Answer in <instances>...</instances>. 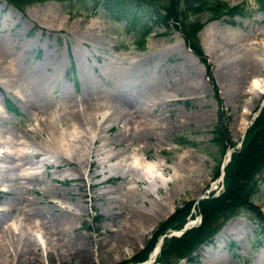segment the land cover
I'll use <instances>...</instances> for the list:
<instances>
[{
    "label": "rangeland",
    "instance_id": "374dc122",
    "mask_svg": "<svg viewBox=\"0 0 264 264\" xmlns=\"http://www.w3.org/2000/svg\"><path fill=\"white\" fill-rule=\"evenodd\" d=\"M224 1L242 3L247 12L197 14L201 60L173 20L155 26L137 50L120 21L102 9L88 13L89 4L67 12L58 1L44 0L18 10L0 0V259L6 264H135L129 259L174 206L189 200L182 226L200 222L198 201L223 190L225 152L226 163L243 146L245 130L264 113V89L257 94L247 86L251 71H264V7L256 0ZM229 34L248 43L229 44ZM44 58L55 72L43 96L45 112L27 101L24 73ZM7 64L15 76L3 70ZM131 67L134 78L128 76ZM68 110L81 114V131ZM47 115L57 122L52 130H59L62 143L67 140L63 150L41 128ZM241 117L247 118L242 130ZM221 125L228 138L218 156L211 138ZM19 140L27 150L15 160L11 150ZM133 153L154 160L149 177L142 176ZM215 156L220 162L213 174ZM26 159L38 167L15 176L13 165ZM155 167L166 179L155 175ZM256 178L252 203L264 214V168ZM49 216L63 222L54 227ZM178 229L166 227L154 244ZM51 243L59 246L56 254L44 248ZM151 260L147 253L137 263ZM178 264H264V230L255 236L244 213L232 215L193 249L192 259L180 258Z\"/></svg>",
    "mask_w": 264,
    "mask_h": 264
},
{
    "label": "trees",
    "instance_id": "16d2710c",
    "mask_svg": "<svg viewBox=\"0 0 264 264\" xmlns=\"http://www.w3.org/2000/svg\"><path fill=\"white\" fill-rule=\"evenodd\" d=\"M20 10L24 5L44 0H5ZM70 12L73 7H84L89 4L88 13L102 9L107 17L120 21L122 31L130 36V43L136 49H142L146 35L155 26L167 27V20H173L179 29L183 42L197 57L203 56L197 44L196 32L201 23L197 14L206 11L211 18L217 14L228 16L242 15L247 12L242 3L228 5L224 0H56ZM259 7H264V0H256ZM75 9V8H74ZM264 106V105H263ZM264 109V107H263ZM262 109V110H263ZM261 110V112H262ZM214 129V128H213ZM211 138L212 144L218 148V156L223 150V141L227 139L224 126L218 127ZM243 146L230 154L223 166V190L213 197L198 201L200 222L183 230L178 235L164 236L151 264H178L180 258L190 260L191 252L198 244L207 241L220 225L232 215L244 213L254 223V235L259 237L264 230V214L252 203L254 192L258 190L256 178L264 168V113L245 130ZM229 141V140H228ZM230 141L229 144H231ZM212 156V155H210ZM215 156L213 174L219 166V158ZM189 200L174 206L172 212L159 221L150 238L141 249L129 259L131 262L143 260L153 247L156 237L166 227L180 228L188 209ZM122 260L112 264H124Z\"/></svg>",
    "mask_w": 264,
    "mask_h": 264
},
{
    "label": "bare ground",
    "instance_id": "6f19581e",
    "mask_svg": "<svg viewBox=\"0 0 264 264\" xmlns=\"http://www.w3.org/2000/svg\"><path fill=\"white\" fill-rule=\"evenodd\" d=\"M232 34H229V36H227L226 40H228L229 44L232 43L233 45L234 44H237V45H246L248 43L247 39H245L244 37H240L239 41L241 42H238V36L236 37L235 36H230ZM234 35V34H233ZM238 35V34H237ZM240 36V35H239ZM249 37V36H248ZM244 38V39H243ZM225 42V41H224ZM227 42V41H226ZM225 42V43H226ZM227 42V43H228ZM182 43V42H181ZM252 43V42H251ZM183 46V45H182ZM232 47V46H231ZM183 50L185 52H187V54L189 55V51H187V49H185V47L183 46ZM225 50V49H224ZM227 50V49H226ZM225 52V51H224ZM223 52V53H224ZM229 52V51H228ZM227 54V53H226ZM191 55V54H190ZM229 55V54H227ZM192 56V55H191ZM222 56V55H221ZM224 56V55H223ZM226 56V55H225ZM48 58H44V60L42 62H40L39 65L37 66H34L33 69H31L30 67H27V70L24 71V73L26 74V76L29 78L28 82L26 83V90L27 92L29 93L28 96H29V103L31 106H39L40 109L45 112V105L42 104V100H43V96L44 94L46 93V90L48 87L51 86V84L53 83L54 81V78L52 77L53 74L55 73L53 70H50V69H47L46 67V63H49V61L47 60ZM51 61V60H50ZM233 61V60H231ZM230 62V61H229ZM52 63V62H51ZM262 67H264V61L262 60ZM42 64V65H41ZM227 65V64H226ZM235 66V65H234ZM8 67V64L6 65V67H4L3 70H6V73L10 76H15L14 73H10L9 71V67ZM42 67V68H41ZM135 67H131L130 69H128V76H131L132 78H134L136 75L134 74L135 73ZM233 69V68H232ZM255 71H251L250 72V75H248V78H247V86L249 89H252L254 90V92H256L257 94L259 92H261L263 89H264V71L261 72V70L259 71V68H255L254 69ZM231 71V68L229 67V71ZM227 72V71H225ZM224 72V73H225ZM243 72V71H242ZM246 72V71H245ZM52 73V74H51ZM227 74V73H225ZM229 74V73H228ZM224 76V75H223ZM247 76V75H246ZM8 77V76H7ZM22 78V76H19V78ZM51 77L53 79H51ZM56 77V76H55ZM245 77V76H244ZM24 78V77H23ZM6 83V82H5ZM4 83V84H5ZM3 84V83H2ZM3 84V85H4ZM6 85V84H5ZM192 86V85H191ZM9 88V87H8ZM7 88V89H8ZM11 90V88H10ZM250 91V90H249ZM248 91V92H249ZM36 92L38 94H40L41 96L38 97L36 95ZM252 92V91H251ZM252 92V93H254ZM117 94L115 95V99L117 97ZM26 96V95H25ZM41 100V103H39V101ZM118 100V99H117ZM123 100V99H122ZM68 110L66 113L70 114L67 115L70 117V119L73 121V122H76L78 124V126L80 127V124L82 123L83 119H82V116L81 114H79L78 112L76 113L75 111L76 110ZM49 115H47V117H43L42 121H40V125H41V128H45L49 131V134H50V138L54 139L55 141V144L58 145L57 147H59V149L62 148L63 150V146L65 145V143L67 142V140L65 142L62 143L61 141V133L59 132V130H52V128L56 127L54 125V123H57L55 122V119L54 118H50L48 117ZM50 122H53V123H50ZM69 119V118H68ZM247 118H240L239 120V123H240V126L239 128L242 130L243 127H245L246 123H247ZM54 126V127H53ZM239 130V129H238ZM240 130V131H241ZM81 131V127L80 129L77 131L79 132ZM56 135V136H54ZM239 135H240V132L238 131L236 133V135H233L234 138H239ZM54 136V137H53ZM68 139V138H67ZM22 143H26L24 141H22L20 143V140L15 144L14 147H12L13 150L12 153H14L15 155V160H20L22 159V154L27 150V146L22 144ZM48 146H54L53 144L51 143H48ZM34 152V151H32ZM10 153V152H9ZM133 158L135 159H138V162L140 163V167H141V173H142V176H144L145 178L146 177H149V174L148 172H150L152 170V168L155 166V162L154 160H147L145 158H143L140 154H135L133 153ZM228 155V150L225 152L224 154V157L226 158ZM11 156H13L11 154ZM75 159V157H73ZM159 162L161 161V159L159 158L158 159ZM16 164H14L13 168L17 170V172L15 171L16 175L15 176H26L28 173L34 171V168L38 167L37 165H34L32 164V161L31 160H28L26 159L25 161H21V162H15ZM2 168V167H1ZM5 168V167H4ZM12 168V169H13ZM13 169V170H14ZM155 170V175L159 178V179H166V177H164L159 169V167H155L154 168ZM12 173V172H11ZM9 173L8 176H11L12 174ZM6 204H12L11 202L10 203H6ZM79 213V212H78ZM48 221L52 222V224H54V227L56 226V223L55 222H63L62 221V217H55V216H49L48 218ZM45 221V220H44ZM44 221H41L42 223ZM62 224V223H61ZM12 227H14V225H11ZM79 243V248H81V246H83V244H81L82 242L81 241H78ZM78 243L76 245H78ZM58 247L57 245H53V243L49 244L48 246L47 245H44V248L46 249V252H51V253H57L58 252ZM20 248L23 249V247L21 246ZM156 248V245H154V247L151 249L150 253H149V258H151L152 256H154V250ZM25 249H26V252H27V255L28 253L30 254V247L28 245L25 246ZM3 258V257H2ZM0 264H6L4 259H0Z\"/></svg>",
    "mask_w": 264,
    "mask_h": 264
},
{
    "label": "water",
    "instance_id": "95a60500",
    "mask_svg": "<svg viewBox=\"0 0 264 264\" xmlns=\"http://www.w3.org/2000/svg\"><path fill=\"white\" fill-rule=\"evenodd\" d=\"M228 154H229V151H228ZM227 158H228V155H227V157L226 158H224L223 159V161L221 162V168H222V166L224 165V163H225V161L227 160ZM187 226V225H186ZM188 227V226H187ZM186 227L185 226H182L177 232H181V231H183L184 229H185ZM158 249V244L156 245V248H155V251Z\"/></svg>",
    "mask_w": 264,
    "mask_h": 264
}]
</instances>
